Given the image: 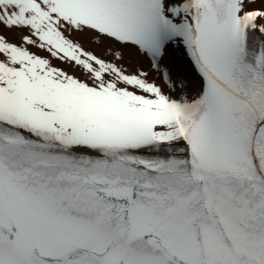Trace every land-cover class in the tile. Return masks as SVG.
<instances>
[{
    "label": "snow or ice",
    "instance_id": "6c2138e0",
    "mask_svg": "<svg viewBox=\"0 0 264 264\" xmlns=\"http://www.w3.org/2000/svg\"><path fill=\"white\" fill-rule=\"evenodd\" d=\"M0 264H264V0H0Z\"/></svg>",
    "mask_w": 264,
    "mask_h": 264
}]
</instances>
